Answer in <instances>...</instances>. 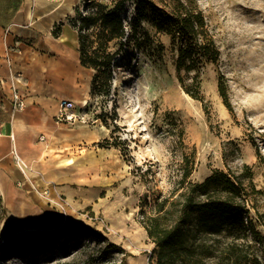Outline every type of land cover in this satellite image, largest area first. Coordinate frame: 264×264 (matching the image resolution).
<instances>
[{
	"label": "rangeland",
	"instance_id": "374dc122",
	"mask_svg": "<svg viewBox=\"0 0 264 264\" xmlns=\"http://www.w3.org/2000/svg\"><path fill=\"white\" fill-rule=\"evenodd\" d=\"M73 1L74 19L103 9L125 26L124 38L109 45L108 93L93 91L86 107V123L102 137L73 152L98 160L101 182L86 187L81 203L75 198L65 228L18 221L0 197V264H150L155 246L144 223L155 204L182 191L188 170L186 181L200 183L214 170L239 176L244 165L256 191L249 215L263 239L254 248L264 261V217H256L264 214V0ZM185 8L201 15L219 52L200 70L201 101L181 88L177 46L166 33ZM193 74H182L186 83ZM74 226L90 233L63 232Z\"/></svg>",
	"mask_w": 264,
	"mask_h": 264
},
{
	"label": "crops",
	"instance_id": "0c3cea01",
	"mask_svg": "<svg viewBox=\"0 0 264 264\" xmlns=\"http://www.w3.org/2000/svg\"><path fill=\"white\" fill-rule=\"evenodd\" d=\"M74 7L73 0H0V197L18 221L51 228L71 226L73 201L102 175L95 157L73 155L102 137L86 123L92 76L80 63ZM61 99L74 122L59 118Z\"/></svg>",
	"mask_w": 264,
	"mask_h": 264
},
{
	"label": "trees",
	"instance_id": "16d2710c",
	"mask_svg": "<svg viewBox=\"0 0 264 264\" xmlns=\"http://www.w3.org/2000/svg\"><path fill=\"white\" fill-rule=\"evenodd\" d=\"M70 23L78 31L81 65L95 71L90 93L107 94L102 87L104 82L107 84L113 59L109 45L125 34L120 15L98 9L79 14ZM166 33L177 46L175 71L181 88L192 99L201 101L200 70L219 56L204 30L201 15L185 8L171 19ZM192 72L191 81L186 83L182 74ZM217 88L224 106L231 111L222 79ZM189 175V170L183 175L182 191L156 203L144 223L147 237L155 246L150 264H264L254 248L256 244L261 246L263 239L249 215L248 197L256 192L249 167L244 165L239 176L214 170L200 183L186 181ZM256 217L261 222L264 214L256 211ZM63 232L90 233L77 226Z\"/></svg>",
	"mask_w": 264,
	"mask_h": 264
},
{
	"label": "built area",
	"instance_id": "2783aa9c",
	"mask_svg": "<svg viewBox=\"0 0 264 264\" xmlns=\"http://www.w3.org/2000/svg\"><path fill=\"white\" fill-rule=\"evenodd\" d=\"M17 100H19L18 104H17V107H21L22 106V102H21V99H19L18 97H16ZM81 107H86L87 106V103L83 102L80 104ZM59 108H60V111H59V118L65 122H74L76 120V116L73 115V114H70L69 112H67L69 109H71V103L65 99H61L59 101ZM79 121H82V118H79L78 119Z\"/></svg>",
	"mask_w": 264,
	"mask_h": 264
},
{
	"label": "bare ground",
	"instance_id": "6f19581e",
	"mask_svg": "<svg viewBox=\"0 0 264 264\" xmlns=\"http://www.w3.org/2000/svg\"><path fill=\"white\" fill-rule=\"evenodd\" d=\"M128 88V86H127V82H126V80H124V83L122 84V86H121V91L122 92H124L126 89ZM123 95H125V94H123ZM72 159H68V162L69 163H72ZM24 215H28V213L27 212H24L23 213ZM15 258V257H14Z\"/></svg>",
	"mask_w": 264,
	"mask_h": 264
}]
</instances>
